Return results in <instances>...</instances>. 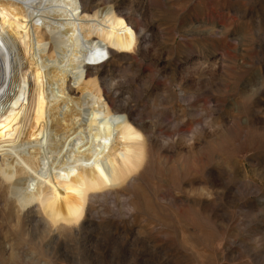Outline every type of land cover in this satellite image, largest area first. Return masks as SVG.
<instances>
[{
  "label": "rangeland",
  "instance_id": "obj_1",
  "mask_svg": "<svg viewBox=\"0 0 264 264\" xmlns=\"http://www.w3.org/2000/svg\"><path fill=\"white\" fill-rule=\"evenodd\" d=\"M69 1L146 159L65 206L0 184V264H264V0Z\"/></svg>",
  "mask_w": 264,
  "mask_h": 264
},
{
  "label": "bare ground",
  "instance_id": "obj_2",
  "mask_svg": "<svg viewBox=\"0 0 264 264\" xmlns=\"http://www.w3.org/2000/svg\"><path fill=\"white\" fill-rule=\"evenodd\" d=\"M84 16L69 0H0V184L17 209L117 192L144 165L138 123L89 71Z\"/></svg>",
  "mask_w": 264,
  "mask_h": 264
}]
</instances>
